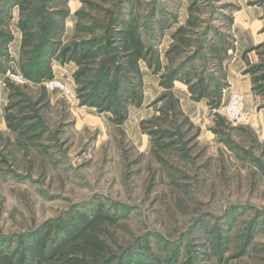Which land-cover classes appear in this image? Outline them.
Returning <instances> with one entry per match:
<instances>
[{"label": "rangeland", "instance_id": "374dc122", "mask_svg": "<svg viewBox=\"0 0 264 264\" xmlns=\"http://www.w3.org/2000/svg\"><path fill=\"white\" fill-rule=\"evenodd\" d=\"M39 242L44 264H264V0H0V264Z\"/></svg>", "mask_w": 264, "mask_h": 264}, {"label": "trees", "instance_id": "16d2710c", "mask_svg": "<svg viewBox=\"0 0 264 264\" xmlns=\"http://www.w3.org/2000/svg\"><path fill=\"white\" fill-rule=\"evenodd\" d=\"M42 48V47H41ZM46 61V57L44 58H39L37 59V62L34 63L37 66L36 67H40L37 70L36 69H32L30 64H28V69L26 70V76L27 75H31L33 76V79L37 82L42 81L45 78V72L43 70V67L41 66V64H43L42 62ZM79 222L78 223H73L70 226V229L68 228V231L66 232V237H68L69 240H76L82 233H86L89 229L93 228L95 225H97L99 222L102 221H106V220H111L109 217V215H102L101 213L99 214V216H89L87 214L81 215L79 216ZM64 230H66V227L63 228ZM42 242H39L38 245L33 246V256H37L38 262L39 264H44L47 261V257L46 254L41 251V249H43L42 247H40ZM1 264H12L11 262H9L8 259H5V261H3Z\"/></svg>", "mask_w": 264, "mask_h": 264}, {"label": "built area", "instance_id": "2783aa9c", "mask_svg": "<svg viewBox=\"0 0 264 264\" xmlns=\"http://www.w3.org/2000/svg\"><path fill=\"white\" fill-rule=\"evenodd\" d=\"M8 76L16 81L24 80V77L15 73H8ZM46 86L51 90H57L66 97L72 95V91L60 81H50ZM226 117L235 124H247L251 121L252 115L245 111V96L239 92L231 93L228 105L225 108Z\"/></svg>", "mask_w": 264, "mask_h": 264}, {"label": "crops", "instance_id": "0c3cea01", "mask_svg": "<svg viewBox=\"0 0 264 264\" xmlns=\"http://www.w3.org/2000/svg\"><path fill=\"white\" fill-rule=\"evenodd\" d=\"M228 98H229V96H228Z\"/></svg>", "mask_w": 264, "mask_h": 264}]
</instances>
